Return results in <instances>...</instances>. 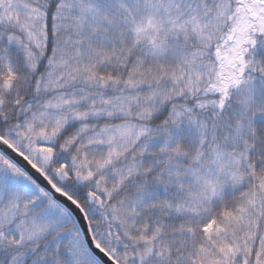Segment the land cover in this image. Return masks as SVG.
<instances>
[{
  "label": "snow or ice",
  "instance_id": "6c2138e0",
  "mask_svg": "<svg viewBox=\"0 0 264 264\" xmlns=\"http://www.w3.org/2000/svg\"><path fill=\"white\" fill-rule=\"evenodd\" d=\"M0 264H264V0H0Z\"/></svg>",
  "mask_w": 264,
  "mask_h": 264
},
{
  "label": "water",
  "instance_id": "95a60500",
  "mask_svg": "<svg viewBox=\"0 0 264 264\" xmlns=\"http://www.w3.org/2000/svg\"><path fill=\"white\" fill-rule=\"evenodd\" d=\"M3 150L7 151V152L9 153V155H12L14 159H16V160H17L19 163H21L24 167L28 168V170H29L30 172H32V174H33L34 176H36L37 179H40L41 182L44 183V182L42 181V178H40V177L38 176V174H36V173L34 172V170H32V169L30 168V166L26 165V163L23 162L22 159H20V158H18V157H15V155L12 154V153L10 152V150H8V149H6V148H4Z\"/></svg>",
  "mask_w": 264,
  "mask_h": 264
}]
</instances>
